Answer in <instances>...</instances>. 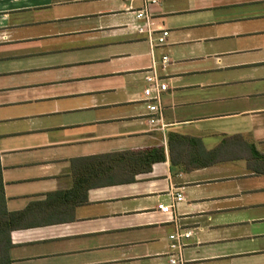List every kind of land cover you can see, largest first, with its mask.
I'll use <instances>...</instances> for the list:
<instances>
[{"label": "crops", "instance_id": "obj_1", "mask_svg": "<svg viewBox=\"0 0 264 264\" xmlns=\"http://www.w3.org/2000/svg\"><path fill=\"white\" fill-rule=\"evenodd\" d=\"M157 1L149 29L168 35L151 48L142 0H0L6 209L40 222L11 232L10 264H169L177 232L190 233L184 264H264V175L244 160L186 171L167 150L176 133L206 150L241 136L264 153V0ZM152 69L168 88L161 116L143 95ZM157 147L165 161L134 182L46 204L72 187V160Z\"/></svg>", "mask_w": 264, "mask_h": 264}, {"label": "trees", "instance_id": "obj_2", "mask_svg": "<svg viewBox=\"0 0 264 264\" xmlns=\"http://www.w3.org/2000/svg\"><path fill=\"white\" fill-rule=\"evenodd\" d=\"M167 150L170 164L179 165L186 171L244 160L248 170L264 175V153L258 152L254 144L246 142L241 136L225 137L215 148L206 150L197 138L169 133ZM165 159L162 147L74 159L71 161L72 187L63 192L49 194L46 204L50 201L59 207L60 203L65 202L71 208L85 205L90 189L132 183L137 175L150 172L153 164ZM54 205H49V214L53 213L56 207ZM29 210L31 207L20 212L7 211L0 169V264H10L12 231L40 225V222H35L37 216ZM49 214L46 217L52 216ZM51 221L57 223L61 220L56 218ZM42 223L52 222L44 219Z\"/></svg>", "mask_w": 264, "mask_h": 264}, {"label": "built area", "instance_id": "obj_3", "mask_svg": "<svg viewBox=\"0 0 264 264\" xmlns=\"http://www.w3.org/2000/svg\"><path fill=\"white\" fill-rule=\"evenodd\" d=\"M143 6L141 9L135 11L136 19L145 21L147 27L138 28V32L147 33L148 42L153 48L155 44L163 45L166 42V37L168 35L167 32H162L157 34L156 36L149 29V18H150V8L158 4L157 0H142ZM168 57L164 56L162 58L163 65L168 64ZM145 81L147 83V87L143 90V95L146 101L149 102L148 110L153 114H158L161 116V94L165 92L168 88L167 85L162 82V80L158 77L155 69H152V73L146 75ZM152 122V121H151ZM182 199V194H177L174 197V200L179 201ZM173 205L163 206L158 205L157 209L163 213L168 214L172 212ZM190 236L189 232L180 233L177 232L169 236L170 245L169 249L171 254L169 255V264H184L182 258V239L188 238Z\"/></svg>", "mask_w": 264, "mask_h": 264}, {"label": "rangeland", "instance_id": "obj_4", "mask_svg": "<svg viewBox=\"0 0 264 264\" xmlns=\"http://www.w3.org/2000/svg\"><path fill=\"white\" fill-rule=\"evenodd\" d=\"M206 80H208V81H209V80H212V79H211V76H210V77H209L208 75H207V76H204V81H206Z\"/></svg>", "mask_w": 264, "mask_h": 264}]
</instances>
